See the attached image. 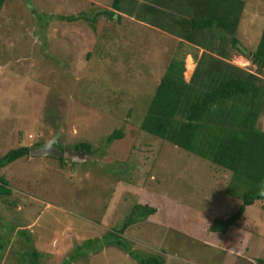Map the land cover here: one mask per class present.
<instances>
[{"label": "rangeland", "instance_id": "1", "mask_svg": "<svg viewBox=\"0 0 264 264\" xmlns=\"http://www.w3.org/2000/svg\"><path fill=\"white\" fill-rule=\"evenodd\" d=\"M111 5L112 0H6L0 12V158L14 148L54 141L65 149L86 142L94 151L90 162L29 155L0 171L10 190L0 196V244L6 246L0 264H24L19 260L30 249L42 255L38 264H61L75 247L123 222L136 203L157 209L124 234L142 258L263 264L264 203L246 207L226 235L211 233L215 218L241 204L225 194L230 175L207 162L210 167L198 169L200 158L192 154L186 163L187 152L140 129L168 62L184 53V45L176 50L178 40L134 15L120 13L119 22L97 17L95 30L91 22L59 18L91 20ZM263 26L264 0H247L237 37L250 55ZM230 62L254 70L235 53ZM187 63L185 58L186 80L193 69ZM258 127L264 131V114ZM119 129L124 138L106 145L105 138ZM185 165L198 181L189 174L187 179ZM99 246L71 264H138L117 247Z\"/></svg>", "mask_w": 264, "mask_h": 264}, {"label": "trees", "instance_id": "2", "mask_svg": "<svg viewBox=\"0 0 264 264\" xmlns=\"http://www.w3.org/2000/svg\"><path fill=\"white\" fill-rule=\"evenodd\" d=\"M205 1L188 2L191 6H197L193 7L194 16L185 15L184 12H180L177 17L170 14L169 9L165 8L167 3L164 0H112V9L99 11L94 19L90 20L83 15L59 18L64 22L85 20L91 22L95 30L97 17L119 22V14L125 11L133 14L138 21H151L155 28L174 33L181 39L177 49L181 45L193 49L196 66L189 81L185 80L184 68L188 52L184 51L180 55L175 53L151 98L140 129L167 142L174 151L187 152L185 156L189 158H186V163H190L193 157L188 154H192L200 158L195 159L198 169L206 168L203 165L210 167L204 163L207 162L215 165L216 171H225L230 175L225 194L240 200L241 204L232 214L215 218L208 228L211 233L226 235L242 218L246 207L264 203V131L258 127L259 119L264 114V26L256 48L250 55L237 37L247 0ZM5 2L6 0H0V12ZM204 4L206 7L202 9ZM227 4L226 14H216L214 7L227 8ZM199 49H203V52L198 57ZM231 52L247 58L254 70L247 71L232 64ZM188 63L191 61L188 60ZM123 138L122 130H114L105 138L104 143L110 145ZM54 144L60 151L65 149L58 142ZM42 146L45 144L34 145ZM30 148L21 146L5 153L0 158V171L28 157ZM72 150H83L89 157L94 153L92 146L86 142L77 143ZM181 171L186 177L189 174L192 182L199 180L197 174L189 172V165H185ZM192 175L195 177L191 178ZM9 194L7 182L0 177V196ZM166 195L164 196L169 199L170 194ZM156 213L157 209L152 206L134 204L123 222L107 231L101 239H88L75 247L74 253L61 264H71L83 257L86 251L95 249L98 244L100 249L117 247L138 264H164L159 256L142 258L134 254L124 238L130 226L145 222ZM19 234L29 242L25 232L21 231ZM5 248V245L0 244V252ZM41 256L35 249H30L19 261L38 264Z\"/></svg>", "mask_w": 264, "mask_h": 264}, {"label": "crops", "instance_id": "3", "mask_svg": "<svg viewBox=\"0 0 264 264\" xmlns=\"http://www.w3.org/2000/svg\"><path fill=\"white\" fill-rule=\"evenodd\" d=\"M190 0H164V2H166L167 3V6L165 7V8H168L169 9V13L170 14H174V16H179L180 14V12H184V13H186L185 15H187V14H189V15H192V16H194V10H195V8H193V7H196L197 8V6H191V5H189L188 4V2H189ZM202 1V0H201ZM203 1H205V0H203ZM206 2V1H205ZM229 2V1H228ZM230 3V2H229ZM207 4V3H206ZM206 4H204V7L202 8V9H204L205 7H206ZM183 5H185V8H182V6ZM180 9V10H179ZM184 9H185V11H184ZM214 10H215V12H217L216 14H219V15H223V13L224 14H226V11L228 10V4H227V8L225 7V6H222V7H220V6H218V7H214ZM125 14H128V15H133V14H131V13H127V12H124ZM138 21V20H137ZM136 21V22H137ZM138 22H140V23H142V24H145V25H147V26H149L150 28H153L154 30H158V31H161L162 33H163V31L165 32V33H167V35L168 34H170V35H172L174 38H175V40H178V44H177V47H178V45H179V43H180V41H181V39H179L174 33H172V32H170V31H167V30H165V29H157V28H155L154 26H153V24L151 23V21H146V22H141V21H138ZM173 38V39H174ZM231 39V38H230ZM240 40V39H239ZM177 47H176V50H178L177 49ZM184 48H186L185 49V51L186 52H188L186 55H185V58L187 59V60H190L191 61V63H189V65H192L193 66V69H192V74H193V72H194V69H195V66H196V63H195V61H194V59H193V54H194V51H193V49H189V48H187V47H184ZM175 50V51H176ZM203 52V49H199L198 50V57L201 55V53ZM185 60V59H184ZM188 64V63H187ZM184 68H185V74L187 73V66H185L184 65ZM192 76V75H191ZM187 78H186V76H185V80H186ZM190 79V78H189ZM189 79L188 80H186V81H189Z\"/></svg>", "mask_w": 264, "mask_h": 264}, {"label": "water", "instance_id": "4", "mask_svg": "<svg viewBox=\"0 0 264 264\" xmlns=\"http://www.w3.org/2000/svg\"><path fill=\"white\" fill-rule=\"evenodd\" d=\"M54 143L55 141L50 145L30 148L29 155L33 157H51L55 159L63 158L74 163L92 161L88 154L83 150L73 151L72 149H64L63 151H60Z\"/></svg>", "mask_w": 264, "mask_h": 264}, {"label": "flooded vegetation", "instance_id": "5", "mask_svg": "<svg viewBox=\"0 0 264 264\" xmlns=\"http://www.w3.org/2000/svg\"><path fill=\"white\" fill-rule=\"evenodd\" d=\"M55 142H57V141H55ZM47 145H50V144H47Z\"/></svg>", "mask_w": 264, "mask_h": 264}]
</instances>
